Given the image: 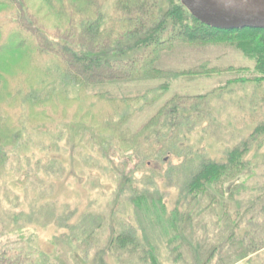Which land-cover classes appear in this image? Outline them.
Segmentation results:
<instances>
[{
	"label": "rangeland",
	"instance_id": "1",
	"mask_svg": "<svg viewBox=\"0 0 264 264\" xmlns=\"http://www.w3.org/2000/svg\"><path fill=\"white\" fill-rule=\"evenodd\" d=\"M46 22L54 33L57 21ZM230 37L175 45L146 76L92 81L102 96L90 111L73 113L72 102L85 101L76 86L46 113L0 89L7 122L19 121L7 138L0 118V264H264V136L251 139L264 120V82ZM20 60L0 61L7 86L31 76ZM165 107L167 119L153 121ZM246 141L231 193L183 192L186 170L225 163ZM145 155L142 168L135 158ZM120 243L129 251H116Z\"/></svg>",
	"mask_w": 264,
	"mask_h": 264
},
{
	"label": "trees",
	"instance_id": "2",
	"mask_svg": "<svg viewBox=\"0 0 264 264\" xmlns=\"http://www.w3.org/2000/svg\"><path fill=\"white\" fill-rule=\"evenodd\" d=\"M31 1H38L40 5L34 7ZM110 1L112 6L104 10ZM0 8V61L21 57L19 62L26 61L31 75L24 76L20 79L23 82L11 86L13 88L6 85L4 76H0L2 94L19 101L23 97L29 105L33 103L40 107L43 113L52 105L57 108L61 106L60 102L64 103L62 98L68 85L77 87L74 89L76 99L80 95L85 98V101L72 102L75 106L73 113L90 111L95 107L93 99L102 96L98 92L95 95L92 81L146 76L150 70L152 72L158 53L170 51L178 44L212 45L230 36H234L230 37L234 39L230 44H238L242 49L247 47L244 52L255 61L254 71L260 76L256 81L264 82V30L208 27L196 20L180 0H0ZM49 18L58 23L54 33L46 22ZM81 43L87 48L83 49ZM32 82L35 87H28ZM109 99L120 104L113 100V95ZM128 104L133 106V101ZM184 105L189 104L181 103L180 108ZM177 106L171 109L176 112L180 109ZM166 110L167 107L163 108L153 121L167 119ZM8 114L6 108L0 107V118L6 124H9ZM177 119L175 126L178 127L187 121ZM12 123L9 129H4L3 136L10 138L19 121ZM260 136H264V120L251 139ZM119 139H123V135ZM249 145L250 141H246L241 147L229 151L225 163L199 160L197 167L184 172L188 181L183 192L198 197L201 194L216 197L214 188L220 186L226 195L231 193L247 167L244 155ZM5 154L0 152V157L3 155L4 159ZM140 157L135 160L141 161V167H149L150 156ZM124 172H117L122 177V186L127 178ZM128 247L120 243L115 250L128 252Z\"/></svg>",
	"mask_w": 264,
	"mask_h": 264
},
{
	"label": "water",
	"instance_id": "3",
	"mask_svg": "<svg viewBox=\"0 0 264 264\" xmlns=\"http://www.w3.org/2000/svg\"><path fill=\"white\" fill-rule=\"evenodd\" d=\"M202 24L220 30H264V0H180Z\"/></svg>",
	"mask_w": 264,
	"mask_h": 264
}]
</instances>
